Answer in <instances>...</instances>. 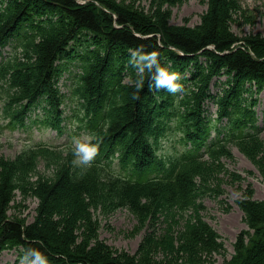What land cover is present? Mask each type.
<instances>
[{
    "label": "trees",
    "instance_id": "16d2710c",
    "mask_svg": "<svg viewBox=\"0 0 264 264\" xmlns=\"http://www.w3.org/2000/svg\"><path fill=\"white\" fill-rule=\"evenodd\" d=\"M83 1L87 3L0 0L4 5L0 6V42L19 33L25 23L35 25L40 36L26 44L27 62L14 66L10 84L18 91L9 93L10 105L32 99L42 91L51 94L53 78L64 70L56 63L71 58L79 46H85L83 83L78 92L95 102L111 101L105 140L118 143L125 138L131 155L135 148L145 152V139L158 113L172 99L150 90L147 73L143 88L136 89V72L129 64L128 52L142 47L147 53L156 52L162 67L170 63L172 69L191 75L187 80L191 87L184 89L182 100L185 115L201 119L203 103L213 99L220 114L228 116L232 125L250 131L246 136L241 132L239 147L253 158L264 157V151L256 145L246 147L261 142L253 108L257 104L255 94L264 88V39L251 38L249 43L246 40V49L236 45L242 43L232 30L235 17L242 11L240 0H204L207 11L201 24L195 30L181 31L170 25V9L181 0H153L147 10L141 6L143 0ZM224 75L227 81L221 94L212 95V81ZM125 77L130 78L129 84L123 83ZM126 108L124 119L121 112ZM104 130L105 125L99 133ZM223 154L233 160L226 151L212 163L184 169L171 189L164 183L140 186L115 180L104 182L96 168L72 174L70 156L45 150L27 152L13 162L0 160V255L15 251L20 259L34 261L33 252L28 250L33 248L50 264H175L172 258L156 261L153 252L158 238L175 229L173 221L186 223L180 243L184 244L182 250L187 251V258L201 260L202 256L222 254L224 245L205 221V206L198 204V197L219 193V177L228 173L216 164L221 163ZM41 160L55 170L48 175L39 172ZM197 178L201 184L196 183ZM15 191L38 199L37 219L32 224L8 220ZM163 199L169 210L159 204ZM237 205L247 229L238 236L234 254L224 264H264V200H255L248 193ZM120 209L137 216L143 225H147L145 220L153 224L156 218L163 226H173L163 231L151 226L140 245L141 257L124 256L112 252L98 236L101 222ZM188 210L192 214L183 220Z\"/></svg>",
    "mask_w": 264,
    "mask_h": 264
},
{
    "label": "rangeland",
    "instance_id": "374dc122",
    "mask_svg": "<svg viewBox=\"0 0 264 264\" xmlns=\"http://www.w3.org/2000/svg\"><path fill=\"white\" fill-rule=\"evenodd\" d=\"M113 1V0H111ZM153 0H143L141 6L146 10L150 7ZM118 2H120L118 0ZM242 11L235 17V23L232 30L238 36V47L246 49L245 41L251 38L264 39V0H240ZM171 10L170 25L177 30L192 29L195 30L201 24L202 17L207 11V4L204 0H181ZM78 22H75L77 26ZM195 32H198L196 30ZM249 43V41H248ZM11 50L12 55L18 56L22 48L20 42L14 43ZM15 56V57H16ZM80 73L75 64L70 66V71ZM75 83V79H73ZM6 97L5 91H0V108ZM264 101V95L261 97ZM70 107L77 106V100L69 102ZM128 107V106H127ZM212 108V107H211ZM262 108H260L261 111ZM127 108L121 112L122 118L125 119ZM125 114V115H124ZM71 123V122H69ZM4 119L0 115V126L4 125ZM71 134V133H70ZM45 142L52 145H61L65 149L70 145V135L56 137L54 132L48 130H24L21 132H10L9 129L2 128L0 132V157L14 158L24 151V148L38 143ZM257 147L258 150L264 151V134L261 142L249 144L246 147ZM161 153L165 156H171L182 150L179 143V134L176 129H172L167 134V138L162 145ZM235 161L224 160L228 168L226 175L219 177V192L222 194L216 199H206V211L203 212L205 221L218 233L220 241L224 245V253L213 255V257L202 256L201 260L193 259L192 256L186 257L187 251L182 250L184 244L180 243V237L185 229L184 221H173L175 229L171 232L164 233L158 238V246L153 252L154 259L158 262H166L172 258L175 264H224L226 260H230L234 254V244L238 236L247 229L244 223V215L240 210L237 202L246 194L251 193L255 200H264V160L263 158H253L243 147H231ZM263 166V168H259ZM46 175L49 174L41 163L37 167ZM208 169V168H207ZM215 171V169H210ZM163 199L159 204H163L164 210H169V205ZM39 201L31 195L21 196L19 193L14 195V201L9 206L8 220L17 221L21 224H32L37 219V207ZM99 214H97L98 217ZM138 217L129 213L127 210H118L114 214L105 218L101 222V228L98 236L101 242L105 244L112 252L129 256L131 258L141 257L139 250L144 235L149 232L152 227H160L161 222L156 218L153 224H141ZM177 224V225H176ZM173 225H166L160 228V231L166 230ZM15 256L12 253H6L2 256L0 264L7 261L13 262Z\"/></svg>",
    "mask_w": 264,
    "mask_h": 264
},
{
    "label": "clouds",
    "instance_id": "9594fccd",
    "mask_svg": "<svg viewBox=\"0 0 264 264\" xmlns=\"http://www.w3.org/2000/svg\"><path fill=\"white\" fill-rule=\"evenodd\" d=\"M129 64L135 69V87L138 91L143 88L145 73H147L150 78V90H164L172 96L184 92V86L178 83L181 79L180 75L162 67L156 52L147 53L142 47L132 49L130 50ZM134 98L136 97L134 96ZM93 139L92 135L72 138L73 159L71 163L74 168L86 169L92 166L99 152L98 145L92 143ZM28 250L32 251L35 256L33 264H36V261H40L41 264H48L47 258L38 250L33 248H28Z\"/></svg>",
    "mask_w": 264,
    "mask_h": 264
},
{
    "label": "bare ground",
    "instance_id": "6f19581e",
    "mask_svg": "<svg viewBox=\"0 0 264 264\" xmlns=\"http://www.w3.org/2000/svg\"><path fill=\"white\" fill-rule=\"evenodd\" d=\"M5 228V227H4Z\"/></svg>",
    "mask_w": 264,
    "mask_h": 264
}]
</instances>
